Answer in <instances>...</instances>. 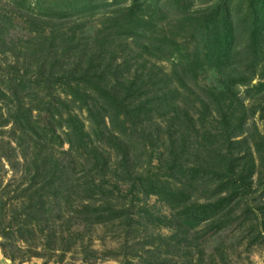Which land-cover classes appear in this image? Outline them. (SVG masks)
I'll list each match as a JSON object with an SVG mask.
<instances>
[{"label":"trees","instance_id":"16d2710c","mask_svg":"<svg viewBox=\"0 0 264 264\" xmlns=\"http://www.w3.org/2000/svg\"><path fill=\"white\" fill-rule=\"evenodd\" d=\"M111 1L113 3L106 6L110 12L106 13L108 16L103 24L105 32L101 33L102 38L95 40L100 56L107 53L105 44H111L110 40L115 36L147 38L151 46L140 45L142 53L152 58L161 55L164 59H169L178 51L177 39L194 37L199 32L201 36H209L203 47L205 56H202L201 50H197L191 58L180 57L172 75L180 86L176 89H170L166 76L158 79L153 68L144 72V64L132 72L128 71L129 64L126 62L120 66H112L111 62L96 63L94 54L84 60L83 57L87 56L84 50L81 59L76 62L78 69L84 62L89 63L74 76L77 85L75 89L70 88L74 90V96L83 98V102L87 103V88H80L81 84H85V87L114 104L126 119L123 123L142 139L143 148H148V151H141L134 143H128V137L123 133L109 131L105 135L98 131L95 136H101L109 150L116 155L114 168L109 171V162L104 153L98 152L92 146L90 137L76 128L66 135L70 151L92 160V169L87 175L97 171V176L101 177L97 182L95 176L90 175L81 185L74 184V162L69 160L64 166L63 160L49 152V145L56 134L50 123L47 98L51 96L49 92L53 87L62 85L67 77L66 72L61 75L62 59L71 51L78 52L81 42L79 29L85 25L74 21L65 28L52 18L51 30L46 35L40 22L29 18L35 36L26 41L18 40L17 43L10 40L8 44L0 37V48L4 49L2 55L14 51V64L5 71L0 68V134H8L10 139H14L21 148L24 162L16 160L17 149L11 145L12 142L3 140H0V160H6L15 171L22 170L31 183V188L26 190L31 197L33 192L39 194L48 190L53 196L63 190L70 194L82 193L91 200L98 197V201H104L108 208L121 205L119 215H126L122 222L130 225L132 220L126 207L132 209L133 196L140 185L143 194L159 195L174 212L167 222L169 225L180 227L184 222H198L206 223L211 228L225 226L228 216L235 212L241 201V189L247 190L251 186L248 184H252L248 181L254 175L256 166L251 150L255 151L261 167H264V136L256 132L251 140L252 147L246 138L234 141L235 131L244 127L247 114L242 100L230 88L219 93L207 91L201 97L190 87L197 88L198 70L201 65H208L212 61L220 65L237 58V64L241 65V70H245V75L252 76L258 63L251 59L252 50L246 49L241 55L230 54L229 45L233 39L229 32L232 24L224 25L221 30V21L217 18L222 5L218 12L208 15L191 11L190 0H156L155 3V0H125L131 2L128 7H125L124 0ZM160 1H170L172 6H160ZM7 23L10 24V21ZM0 25L5 27L6 23ZM224 36L226 42H222ZM101 59L103 62L104 59ZM78 69H73L70 74L74 75ZM110 71L113 72L109 77ZM126 71L127 75H124ZM186 79L191 83H187ZM32 85L35 86L34 90ZM163 85L165 88H162ZM44 90L46 95L39 97L40 91ZM150 92L154 93L151 98L147 97ZM95 109H98L97 105L96 108L88 106L93 118L97 115ZM34 112H37V117ZM101 123H104V119ZM164 135L166 138L162 140ZM159 143H163L165 148L160 166H149V170L139 175L135 170L136 165L145 156L150 165L153 150ZM241 145L247 148V154L242 158L236 155L238 150L235 149ZM107 175L116 179L114 192L108 188ZM35 184L40 187L33 190ZM115 192L117 195L114 198ZM195 194L203 197L199 199ZM113 199H117L115 205ZM257 208L264 217V202ZM144 213L148 214L147 211Z\"/></svg>","mask_w":264,"mask_h":264},{"label":"rangeland","instance_id":"374dc122","mask_svg":"<svg viewBox=\"0 0 264 264\" xmlns=\"http://www.w3.org/2000/svg\"><path fill=\"white\" fill-rule=\"evenodd\" d=\"M155 2L156 0L153 3ZM112 3L111 0H0V24L6 23L5 27L0 25L2 35L0 37L5 39L7 44L10 40L17 43L18 40L26 41L35 36L31 18L40 22L41 28H45L46 35L51 30L52 18L65 28L74 21L85 25L79 29L78 37L81 42L79 41L78 52L71 51L62 59L64 64L61 75L66 72L67 77L62 85L57 84L53 87L49 92L51 96L47 98L51 112L50 123L52 131L56 134L49 145V152L63 160L64 166H67L69 160L74 162L75 169L72 175L75 177L74 184L79 185L90 175L95 176L97 182L101 176H97L99 175L97 171L87 175L92 169V160L70 151L66 135L74 129L78 128L88 135L92 146L97 148L98 152L104 153L109 162V171L114 168L116 155L109 150L101 136L98 138L95 136L98 131L105 135L109 131L123 133L128 137V143H134L141 151L148 149L144 150L142 139L130 132L127 124L123 123L126 119L114 104L91 88L85 87V84H81L80 88H87V103L83 102V98L74 96L73 89L77 85V78L74 76L79 74L80 68H86L89 63L84 62L79 69L76 66V62L83 55L82 51L87 54L83 57L84 60L94 54L96 63L111 62L112 66H120L126 62L129 64L128 71L132 72L144 64L146 67L144 72L153 68L158 79L167 77L170 89H176L180 86L172 75L174 67L180 62V57L191 58L197 50H201L202 56H205L206 51L203 47L209 39L207 34L201 36L200 32L194 37H181L177 39L178 51L169 59H164L161 55L152 58L142 53L140 45L151 46L147 38L130 39L126 35L115 36L110 40L111 44L109 42L105 44L107 53L100 56L99 46L95 40L102 38L101 33L105 32L103 24L108 16L106 13L110 12L106 6ZM124 3L125 7L131 4L125 0ZM163 4L172 6L170 1H160L159 5ZM220 5L222 9L217 18L221 21V30L222 27L224 29V25L232 24L229 32L233 39L229 45L230 54L241 55L246 49L252 50L251 59L258 62L257 69L253 71L252 76H247L245 70H241V65L237 64L239 62L237 58L231 63L224 62L220 65L212 61L208 65H201L196 80L197 88L192 85L190 88L201 97L207 91L219 93L224 92L226 88L233 90L242 100L247 114L244 127L235 131L234 141L246 138L252 147L251 140L256 132L264 136V0H190L189 6L193 12L209 15L218 12ZM89 10L91 12H88ZM20 14L25 17H21ZM8 20L10 24L7 23ZM225 39L224 36L222 42H226ZM85 44L87 46L84 47ZM3 50L1 47L0 68L5 71L14 64V51L2 55ZM4 56H7L6 59H3ZM101 58L104 59L103 62L100 61ZM75 68L78 70L71 75L70 71ZM112 72L110 71L109 77ZM124 75H127V71ZM186 80L187 83H191V80ZM31 88L34 90L35 86L32 85ZM162 88H165V85ZM153 94L150 92L147 97L151 98ZM38 95L44 97L46 91H40ZM96 105L97 115L93 118L88 106L96 108ZM34 116L37 117V112H34ZM102 119L104 123H101ZM10 128L11 126L6 130ZM163 138H166L165 135L162 140ZM0 140L11 141V145L17 149L16 160L24 162L21 148L14 139H10L8 134H0ZM235 149L238 150L236 155L241 158L247 154L245 145L236 146ZM164 152L163 143H159L153 150L150 165L145 156L139 165H136V172L143 175L149 170V166L159 167ZM251 153L254 155L256 166L254 175L248 181L252 184H248L251 186L247 190L241 189L238 207L228 216V223L220 228H211L206 223L198 222L189 224L184 222L180 227L167 224L174 212L159 195L143 194L140 185L135 190L132 209L126 207V210L130 211L129 217L132 220L130 225L122 222L126 215H119L122 209L121 205H115L117 199L112 200L115 206L108 208L103 204L104 201H98L100 200L98 197L91 200L82 193L70 194L63 190L54 196L49 190L39 194L33 192L31 197L30 192L26 191L31 188L29 179L24 176L22 170L15 171L2 159L0 263L264 264V217L257 208L264 202L262 178L264 167H261L255 151L251 150ZM106 178L109 180L108 188L114 192L113 184L116 179L112 175H107ZM39 187L37 184L32 186L33 190ZM116 195L117 192L113 194L114 198ZM195 197L201 199L203 196L195 194ZM145 211L148 214H145Z\"/></svg>","mask_w":264,"mask_h":264},{"label":"built area","instance_id":"2783aa9c","mask_svg":"<svg viewBox=\"0 0 264 264\" xmlns=\"http://www.w3.org/2000/svg\"><path fill=\"white\" fill-rule=\"evenodd\" d=\"M0 264H12L11 262H7V263H0Z\"/></svg>","mask_w":264,"mask_h":264}]
</instances>
